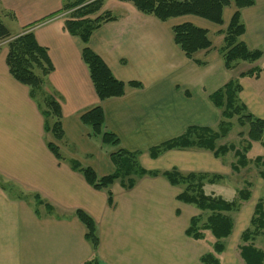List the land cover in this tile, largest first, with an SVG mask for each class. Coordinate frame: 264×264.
<instances>
[{"label": "crops", "instance_id": "0c3cea01", "mask_svg": "<svg viewBox=\"0 0 264 264\" xmlns=\"http://www.w3.org/2000/svg\"><path fill=\"white\" fill-rule=\"evenodd\" d=\"M63 2L0 0V16L15 25L13 32L30 29L47 50L53 70L45 90L53 93L61 108L64 135L58 146L65 157L59 161L48 149L51 137L43 130V116L29 88L9 73L7 47H1L0 264H86L95 257L100 264H202L205 249L201 251L199 241L184 233L199 210L175 199L179 187L162 176L139 178L129 190L115 181L109 204L106 191L87 184L69 160L91 167L98 177L113 173L110 153L118 148L90 137L80 121L82 112L100 105L104 129L119 138L121 148L139 152L145 169L222 175L224 165L210 151L172 149L151 158L149 148L181 135L188 126L217 130L220 110L209 95L236 76L234 69H225L218 51L236 7L226 6L222 24H215L195 15L159 21L129 2L103 0L101 11L115 19L96 29L88 46L117 80L141 86H126L122 96L101 101L81 58L83 43L66 31L61 13L50 17ZM240 13L245 26L240 39L249 49L262 48L264 0H255ZM186 22L205 29L211 41V47L193 54L195 61L173 41L172 27ZM240 85L241 101L264 119V94ZM34 193L53 207V214L47 213L44 203H38L43 212H35L28 202ZM76 209L95 222L96 252L84 238Z\"/></svg>", "mask_w": 264, "mask_h": 264}, {"label": "trees", "instance_id": "16d2710c", "mask_svg": "<svg viewBox=\"0 0 264 264\" xmlns=\"http://www.w3.org/2000/svg\"><path fill=\"white\" fill-rule=\"evenodd\" d=\"M131 3L137 11L151 15L159 21H166L173 17L195 15L215 24H222V11L226 6L234 4L236 10L223 31V43L218 51L223 60L225 69H235L239 61L255 62L262 56L259 48L249 49L240 39L245 31L241 20V9L253 6L255 0H118ZM103 0H64L59 11L50 17L68 12L64 26L66 31L78 37L83 43L81 50L82 61L87 66L89 77L99 100L122 96L125 87H140L138 82L124 83L117 80L104 61L88 46L91 34L103 23L115 19L108 11H101ZM173 41L183 52L185 57L195 61L193 54L199 50L211 47V41L205 29L191 23H181L172 27ZM11 37L9 30L0 23V39ZM7 43L5 63L11 76L19 83L29 88L31 98L37 103L43 116V130L50 135L51 141L46 145L54 157L63 161L58 142L63 138L61 125V108L53 93L45 90L47 76L53 70L46 48L40 46L33 32L26 29L22 33L11 37ZM197 63V62H196ZM198 64V63H197ZM261 70L252 67L240 72L237 77L229 79L220 88L209 95L212 104L220 110L221 120L217 130L209 127L188 126L179 136L166 140L149 148L151 158L172 149L197 148L212 152L215 157H221L232 151L237 157L232 164L234 170L247 164L246 153L252 142H259L264 148V119L251 113L239 98L241 91L240 78L251 77L258 79ZM247 126V143L242 150L235 144L217 145V140L229 133L232 122ZM80 121L89 129V136L99 137L103 145H111L118 149L110 153V160L114 165L113 173L98 177L89 166L81 165L77 160L70 159L71 169L80 172L87 184L96 190H105L109 204H112L110 186L118 181L126 190L133 188L139 178L164 177L172 186L179 187L181 191L175 199L184 204L191 205L199 210L198 215L190 217L185 235L201 240L203 231H209L214 238L213 252L221 253L225 249L224 239L228 238L234 228V221L230 213L238 211L241 202L249 200L251 192L249 184L238 191V200H227L205 191L206 184H213L222 179L220 174L202 172L181 173L176 168L158 171L147 170L139 162V152L128 151L120 147L119 138L112 132L104 129V114L100 105H96L80 115ZM242 134L241 132L239 133ZM254 161L264 167V155L256 156ZM264 183V170L260 171ZM37 203H44L38 194H34ZM48 214H53V207L44 203ZM206 212L203 220L201 213ZM75 216L85 227V240L96 252L99 245L96 225L92 217L82 209H76ZM264 233V197L257 199L254 204L248 225L240 233L239 255L244 264H264V251L254 245L257 236ZM203 264H220L214 254L206 252L200 257ZM86 264H100L97 258Z\"/></svg>", "mask_w": 264, "mask_h": 264}, {"label": "rangeland", "instance_id": "374dc122", "mask_svg": "<svg viewBox=\"0 0 264 264\" xmlns=\"http://www.w3.org/2000/svg\"><path fill=\"white\" fill-rule=\"evenodd\" d=\"M67 16L68 12L62 14V17L64 18H66ZM0 23L6 26V28L12 30L11 37L22 33L21 31H19L18 33L13 32L15 25L10 24L8 19L2 16H0ZM11 37L0 39V48L3 46L7 47V43L12 39ZM260 50L262 51V56L260 59L253 63H249L247 61H239L233 72L236 73L235 77H237L240 72H244L252 67H258L261 70L260 77L258 79L244 77L242 79H239V82H242L244 86H251L256 91L260 93L262 92L264 94V45L262 46V48H260ZM231 122L232 127L229 133L226 137L219 139L217 141V144L222 145L233 143L238 149L242 150L247 143V126L241 127L237 123L236 118H233ZM240 132L242 133L241 135L239 134ZM49 136L47 135V137ZM263 155L264 148L261 146V144L259 142H252L251 148L246 153L247 164L245 166L238 165V169L234 170L232 168V164H237V157L232 151L228 152L226 155L220 157V161L224 165L222 179L216 181L213 184H206L204 187L207 193H211L215 196H221L227 200H238V191L242 188H245L248 184L250 185L249 190L251 192V196L249 200L241 202L239 210L230 213L234 221V228L231 235L223 240L225 244L224 251L221 253L213 252L214 238L209 231H203V238L201 240H198V243L201 246L200 250L202 251L205 249L206 252L214 254L220 264H244L239 255L238 246L241 243L239 237L242 230L245 229L248 225L255 202L257 201V199L264 197V183L260 176V171L264 170V167L261 165H257L254 161L256 156ZM34 194L29 195L30 198H28V202H30L35 212L37 214H40L43 212V208L38 206L36 200L35 202L33 201ZM199 213L200 212H198V214ZM201 214L204 220L207 216V213L203 212ZM254 245L264 251V233L256 237Z\"/></svg>", "mask_w": 264, "mask_h": 264}]
</instances>
